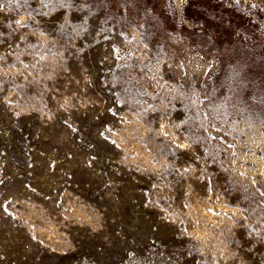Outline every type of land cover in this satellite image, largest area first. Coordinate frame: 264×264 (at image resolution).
<instances>
[{
  "label": "rangeland",
  "instance_id": "374dc122",
  "mask_svg": "<svg viewBox=\"0 0 264 264\" xmlns=\"http://www.w3.org/2000/svg\"><path fill=\"white\" fill-rule=\"evenodd\" d=\"M262 156L264 0H0V264H264Z\"/></svg>",
  "mask_w": 264,
  "mask_h": 264
},
{
  "label": "bare ground",
  "instance_id": "6f19581e",
  "mask_svg": "<svg viewBox=\"0 0 264 264\" xmlns=\"http://www.w3.org/2000/svg\"><path fill=\"white\" fill-rule=\"evenodd\" d=\"M255 154V153H254ZM258 156V155H257ZM254 159V158H253ZM257 164H259L260 166H263L264 167V156H262L260 159L259 158H257ZM262 167V168H263ZM243 170V169H242ZM263 170V169H262ZM261 170V171H262ZM252 174V173H251ZM252 178V177H251ZM253 180V179H252Z\"/></svg>",
  "mask_w": 264,
  "mask_h": 264
}]
</instances>
